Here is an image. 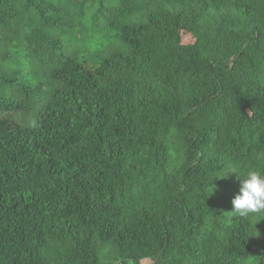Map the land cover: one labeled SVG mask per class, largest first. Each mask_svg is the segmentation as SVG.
Listing matches in <instances>:
<instances>
[{
    "label": "trees",
    "instance_id": "1",
    "mask_svg": "<svg viewBox=\"0 0 264 264\" xmlns=\"http://www.w3.org/2000/svg\"><path fill=\"white\" fill-rule=\"evenodd\" d=\"M249 169L264 0H0V264H264Z\"/></svg>",
    "mask_w": 264,
    "mask_h": 264
},
{
    "label": "clouds",
    "instance_id": "2",
    "mask_svg": "<svg viewBox=\"0 0 264 264\" xmlns=\"http://www.w3.org/2000/svg\"><path fill=\"white\" fill-rule=\"evenodd\" d=\"M229 172H237L240 179L239 193L231 201L233 206L231 212L242 218L264 214V171L249 169L243 173Z\"/></svg>",
    "mask_w": 264,
    "mask_h": 264
},
{
    "label": "rangeland",
    "instance_id": "3",
    "mask_svg": "<svg viewBox=\"0 0 264 264\" xmlns=\"http://www.w3.org/2000/svg\"><path fill=\"white\" fill-rule=\"evenodd\" d=\"M92 28L88 27V31L91 32ZM115 33L114 31H105L103 29L101 30H96V32H94L92 34V43H88V47L90 50L95 51V52H101V56L106 58L108 56H110L113 53H125L124 48L122 47V45L119 43V41L116 40L115 38ZM184 42H191V39H189V37H184ZM86 59L92 63V64H96V61L90 59L89 57H86ZM17 117V116H16ZM26 119H28V121H32V117L30 114H27ZM21 119V115H18V122ZM110 258V254L107 250H102L100 251V263L101 264H109L112 263L113 261H111ZM142 264H150V262L148 260H143L141 262ZM120 264H132L130 261H126Z\"/></svg>",
    "mask_w": 264,
    "mask_h": 264
}]
</instances>
